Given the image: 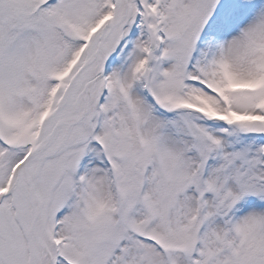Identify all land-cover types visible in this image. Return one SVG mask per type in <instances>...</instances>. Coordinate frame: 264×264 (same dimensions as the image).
Wrapping results in <instances>:
<instances>
[{"label":"snow or ice","instance_id":"6c2138e0","mask_svg":"<svg viewBox=\"0 0 264 264\" xmlns=\"http://www.w3.org/2000/svg\"><path fill=\"white\" fill-rule=\"evenodd\" d=\"M0 264H264V0H0Z\"/></svg>","mask_w":264,"mask_h":264}]
</instances>
